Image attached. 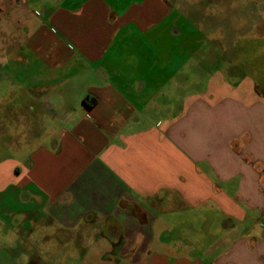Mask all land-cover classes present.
Wrapping results in <instances>:
<instances>
[{
    "label": "crops",
    "instance_id": "obj_1",
    "mask_svg": "<svg viewBox=\"0 0 264 264\" xmlns=\"http://www.w3.org/2000/svg\"><path fill=\"white\" fill-rule=\"evenodd\" d=\"M178 15L167 0H0L15 141L1 150L27 149L1 160L3 261L264 264V99L170 101L198 50Z\"/></svg>",
    "mask_w": 264,
    "mask_h": 264
},
{
    "label": "rangeland",
    "instance_id": "obj_2",
    "mask_svg": "<svg viewBox=\"0 0 264 264\" xmlns=\"http://www.w3.org/2000/svg\"><path fill=\"white\" fill-rule=\"evenodd\" d=\"M167 2L178 12L176 20L183 19V24L178 27L180 29L187 27V32L194 33L198 40L196 43L198 50L195 56H191L192 63L189 59L174 81L176 85L179 80L184 83H180L179 87L172 90L165 89V96L169 100L178 99L181 94H191L199 89L212 93L213 98L228 95L246 99L247 96H243L242 93L251 91L256 98L264 99V0H167ZM182 46L189 49L195 46V43L186 42ZM203 52L205 54L201 55ZM9 78L10 75L1 72L0 56V165L2 159L12 160L15 157L24 159L27 155L25 145L21 146L18 153L8 147L5 151L1 150L5 139L12 148L15 146L14 139L6 138L10 135L4 138L1 136V121L5 122L6 116L4 105L1 108V100L4 98L7 100L6 93L14 89ZM8 128L11 129L9 125ZM13 209L15 205H6L4 209H0L1 223L9 222L11 216L10 219L3 220L1 215ZM203 225L206 227V223ZM199 228L201 231L198 233L203 237L208 236V242L218 233L205 231L204 227ZM26 250L29 249H22V254H25ZM1 254L0 251V264L26 262L23 255H14L3 261ZM57 264L70 263H62L60 260Z\"/></svg>",
    "mask_w": 264,
    "mask_h": 264
},
{
    "label": "trees",
    "instance_id": "obj_3",
    "mask_svg": "<svg viewBox=\"0 0 264 264\" xmlns=\"http://www.w3.org/2000/svg\"><path fill=\"white\" fill-rule=\"evenodd\" d=\"M87 98H88V97H87ZM90 100H91V102H92L91 104H94V103H95V99H94V98H91V97H90Z\"/></svg>",
    "mask_w": 264,
    "mask_h": 264
}]
</instances>
